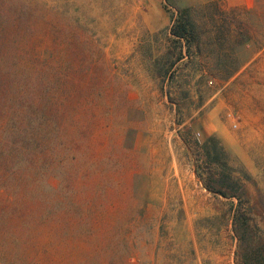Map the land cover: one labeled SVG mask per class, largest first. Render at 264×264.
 Returning a JSON list of instances; mask_svg holds the SVG:
<instances>
[{"label":"rangeland","instance_id":"374dc122","mask_svg":"<svg viewBox=\"0 0 264 264\" xmlns=\"http://www.w3.org/2000/svg\"><path fill=\"white\" fill-rule=\"evenodd\" d=\"M234 1L0 0V264H240L237 211L264 243V0Z\"/></svg>","mask_w":264,"mask_h":264},{"label":"trees","instance_id":"16d2710c","mask_svg":"<svg viewBox=\"0 0 264 264\" xmlns=\"http://www.w3.org/2000/svg\"><path fill=\"white\" fill-rule=\"evenodd\" d=\"M184 14L188 13L187 9H184ZM170 34L178 38V40L184 39L186 42L190 43L194 40L193 31H192V23L186 18L183 19L182 16H179L173 23ZM222 150V149H221ZM206 152V151H205ZM207 158H209L208 152H206ZM222 173L215 174L206 173V177L202 178L204 187L213 193L219 194L223 197L226 196H238L234 193L232 195L227 193L226 187V179L227 174L225 169H227L226 163L222 166ZM240 186V193L243 192V189ZM241 201H239L238 206L241 207ZM233 232L235 233V237L237 238V251L235 253L236 257L239 259L240 264H264V243L254 241L253 234V226L251 224V220L244 213H237L233 216Z\"/></svg>","mask_w":264,"mask_h":264},{"label":"crops","instance_id":"0c3cea01","mask_svg":"<svg viewBox=\"0 0 264 264\" xmlns=\"http://www.w3.org/2000/svg\"><path fill=\"white\" fill-rule=\"evenodd\" d=\"M251 3H253V0H238L231 2L232 5H240L245 7L250 6ZM112 258L115 259L118 263H122V264H129V260H130L129 255L127 254L125 255L124 253H120V255L114 254V257Z\"/></svg>","mask_w":264,"mask_h":264}]
</instances>
